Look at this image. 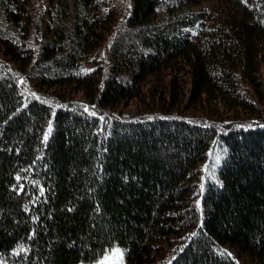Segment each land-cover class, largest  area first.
Here are the masks:
<instances>
[{
  "label": "trees",
  "instance_id": "16d2710c",
  "mask_svg": "<svg viewBox=\"0 0 264 264\" xmlns=\"http://www.w3.org/2000/svg\"><path fill=\"white\" fill-rule=\"evenodd\" d=\"M107 43L112 66L84 72ZM114 246L264 264V0H0V260Z\"/></svg>",
  "mask_w": 264,
  "mask_h": 264
},
{
  "label": "rangeland",
  "instance_id": "374dc122",
  "mask_svg": "<svg viewBox=\"0 0 264 264\" xmlns=\"http://www.w3.org/2000/svg\"><path fill=\"white\" fill-rule=\"evenodd\" d=\"M36 1H47V0H36ZM120 2L117 3L116 6L114 5V7H115L114 19L116 22L120 21V19L124 15L123 14V8H122L121 4L123 3V4L127 5V1H120ZM216 4H217V2L203 3L202 5L196 7L195 10L196 11L211 10V8H213ZM44 5H46L45 2H39L37 5L38 10L40 11V14H38L37 16L36 15L34 16V21H33V25H32L33 33L27 39V41L31 45V47H36L37 43L40 42V41L37 42V40H41L45 35L44 28H45V25L48 23V20H47V18L44 17V14H43L42 9H43ZM111 45L112 44H110V43L100 45L89 56V58L87 57L86 60L84 61L83 66H82L83 71L84 72H91L96 68H100L101 73H106L108 71L109 67L112 66V60H111V49H112V47H111ZM76 98L81 99L82 95L77 94ZM116 249H119L124 253V250L120 246H114L111 249H109L98 260H96L93 263H89V264H97V262L99 260H102L104 258V256H108L107 264H119V256L109 255L110 252L114 253ZM123 261H124V264H126L125 255H123ZM0 264H2L1 260H0Z\"/></svg>",
  "mask_w": 264,
  "mask_h": 264
},
{
  "label": "snow or ice",
  "instance_id": "6c2138e0",
  "mask_svg": "<svg viewBox=\"0 0 264 264\" xmlns=\"http://www.w3.org/2000/svg\"><path fill=\"white\" fill-rule=\"evenodd\" d=\"M242 2H245L246 3L247 0H242ZM85 111H88L87 107H85ZM92 114L95 115V113H92ZM51 131H52V129L50 127L49 128V132H51ZM46 140H47V136H45V141ZM217 162H219V157H217ZM205 171L207 172L208 169H205ZM201 191H203V185H201ZM109 255L119 256V264H124V261H123V255H124V253L121 250L116 249L114 253L110 252ZM107 262H108V256H104V258L102 260H99L97 262V264H107ZM237 264H238V262H237Z\"/></svg>",
  "mask_w": 264,
  "mask_h": 264
}]
</instances>
